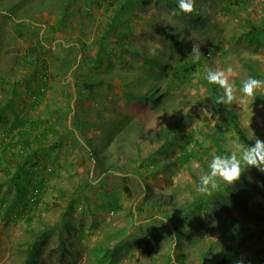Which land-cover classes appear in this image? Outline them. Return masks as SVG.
<instances>
[{"label": "rangeland", "instance_id": "374dc122", "mask_svg": "<svg viewBox=\"0 0 264 264\" xmlns=\"http://www.w3.org/2000/svg\"><path fill=\"white\" fill-rule=\"evenodd\" d=\"M124 2L0 0V264H264V172L192 203L264 141V89L229 115L206 79L264 80V0Z\"/></svg>", "mask_w": 264, "mask_h": 264}, {"label": "clouds", "instance_id": "9594fccd", "mask_svg": "<svg viewBox=\"0 0 264 264\" xmlns=\"http://www.w3.org/2000/svg\"><path fill=\"white\" fill-rule=\"evenodd\" d=\"M178 9L181 13L191 14L195 11V0H177ZM195 59H199V50L193 49ZM234 69L228 66L226 69L209 70L206 79L209 84L217 85L223 95L218 102L232 104L254 98L261 89H264V80L248 77L241 82L238 90L234 83ZM246 168H256L264 172V141L256 139L252 146H238L230 154L213 155L208 162V171L200 177L199 190L208 192L215 190L221 184L231 186L241 178Z\"/></svg>", "mask_w": 264, "mask_h": 264}, {"label": "crops", "instance_id": "0c3cea01", "mask_svg": "<svg viewBox=\"0 0 264 264\" xmlns=\"http://www.w3.org/2000/svg\"><path fill=\"white\" fill-rule=\"evenodd\" d=\"M196 1H198V0H196ZM196 3V2H195ZM195 144H197L198 145V143L197 142H195ZM195 149H194V151H195V153H196V155H194V153H193V155H192V153L191 152H189V153H186L185 152V148L184 149H181L182 151H183V155H180V154H178V156H181L180 157V160H182L183 158H185V157H187V155H189V156H197L194 160H196V159H198L199 161H201V156H200V153L202 152V150L203 151H207V148H206V146L203 148V147H199V148H197L196 149V147H194ZM191 159V158H190ZM151 164V163H150ZM150 164H149V167H146V169H147V171H149V172H153L152 171V168H154L153 167V165H151L150 166ZM150 176H154V174L153 175H150ZM216 190H217V192H216ZM209 192V195H208V197H204V196H202V197H200L199 199L200 200H198V203L196 202V200H194L192 203H196L195 205V212L197 211L198 212V214H199V212L200 211H202V208L203 207H206V208H208L209 209V211L210 210H212V208L215 206L214 204H215V200H216V194L219 192V193H221V194H227L228 193V187L227 186H223L222 184L220 185V186H218V188L217 189H215V191L214 190H210V191H208ZM207 192V193H208ZM145 197H141V201H142V203H144L145 202ZM147 204V203H146ZM200 204V207L198 208V205ZM150 205V204H149ZM148 208H151V209H148ZM187 208V207H186ZM146 209H148V210H153L154 209V206H152V207H148V205H147V207H146ZM174 210H176V209H173V210H171V213H169V214H167V212H160L159 213V215H157V217H156V219H162L164 222H166V221H168L169 220V218L171 217V215H173V213L175 212ZM186 211H191L190 210V208H187L186 209ZM157 212H159L158 210H157ZM185 215V214H184ZM197 215V214H196ZM194 217H195V215H193ZM189 216H187V218H188ZM187 218H184V220L185 219H187ZM146 220H148V219H146Z\"/></svg>", "mask_w": 264, "mask_h": 264}, {"label": "trees", "instance_id": "16d2710c", "mask_svg": "<svg viewBox=\"0 0 264 264\" xmlns=\"http://www.w3.org/2000/svg\"><path fill=\"white\" fill-rule=\"evenodd\" d=\"M131 4V0H125L124 4L120 7V9L118 10V12L116 13L114 19L117 20V18L124 13V11H126L129 8V5ZM114 22L112 23L111 26H113ZM254 31H264V28L262 27H253L252 28ZM213 90L215 92L216 98H217V104L220 108H222L223 110H225L229 115L231 114V110L229 109V107L226 106V104L218 102L219 98L222 96V93L220 91H218L217 87L212 84ZM6 109H1L0 110V115L3 114L5 112ZM236 130L238 132V134L241 136V139H243L245 142L247 141V137L243 131V129L239 126L236 125ZM241 207H243L242 205H240ZM31 256L28 258L26 264H29L30 261L33 259V255L32 252Z\"/></svg>", "mask_w": 264, "mask_h": 264}]
</instances>
